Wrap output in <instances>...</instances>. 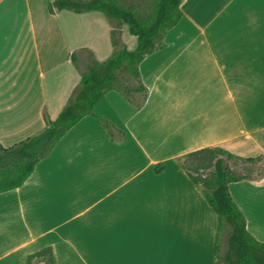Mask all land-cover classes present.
<instances>
[{
    "label": "crops",
    "instance_id": "obj_1",
    "mask_svg": "<svg viewBox=\"0 0 264 264\" xmlns=\"http://www.w3.org/2000/svg\"><path fill=\"white\" fill-rule=\"evenodd\" d=\"M50 1L0 0L4 147L42 131L45 115L57 119L90 56L116 51L101 12L52 14ZM180 9L140 64L143 105L108 92L21 187L0 194V264H26L45 248L56 264H216L218 216L182 162L218 147L264 166V0H183ZM137 43L123 25L122 47ZM249 175L229 190L264 242V170Z\"/></svg>",
    "mask_w": 264,
    "mask_h": 264
},
{
    "label": "trees",
    "instance_id": "obj_2",
    "mask_svg": "<svg viewBox=\"0 0 264 264\" xmlns=\"http://www.w3.org/2000/svg\"><path fill=\"white\" fill-rule=\"evenodd\" d=\"M183 0H155L151 13L143 17L133 6L125 7L120 0H54L48 10L54 14L70 11L78 14L101 12L112 26L111 41L116 51L106 60L90 56L86 71L81 73L79 85L73 91L57 119L45 115V128L39 133L11 146L0 145V194L21 187L34 173L61 138L83 118L94 116L95 106L108 92L124 96L135 108L145 102L146 88L141 83L140 64L162 47L167 31L182 19ZM129 27L137 38L133 51L122 47L121 28ZM140 96V98H138ZM112 139H117L114 126L101 119ZM242 160L218 147L205 148L188 154L182 167L202 192L218 216L215 241L216 264H264V242L258 241L247 229L246 217L233 200L229 186L253 175L240 174L230 162ZM258 159H247L254 163ZM196 162L195 170L211 169L209 176L190 174L186 163ZM163 165L156 170L161 171ZM226 236V248L221 251V239ZM26 264H56L51 248L42 249L27 258Z\"/></svg>",
    "mask_w": 264,
    "mask_h": 264
},
{
    "label": "rangeland",
    "instance_id": "obj_3",
    "mask_svg": "<svg viewBox=\"0 0 264 264\" xmlns=\"http://www.w3.org/2000/svg\"><path fill=\"white\" fill-rule=\"evenodd\" d=\"M121 4L125 7L133 6L137 9L138 13L146 17L148 16L154 6L155 0H120ZM140 98V96H138ZM230 165L232 168H234L238 173L240 174H252V173H259L264 170L263 165H258V164H245L240 161L230 162ZM196 167V162L195 161H190L186 163V169L187 171L192 174L193 176H198V177H207L209 176L211 169L207 168H201L199 171L195 170ZM226 236L224 235L221 239V251H224L226 248Z\"/></svg>",
    "mask_w": 264,
    "mask_h": 264
}]
</instances>
